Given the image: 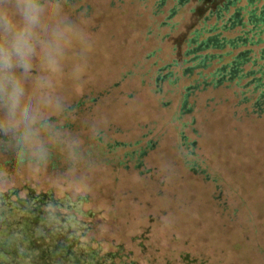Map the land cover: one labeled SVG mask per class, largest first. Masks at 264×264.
<instances>
[{
  "label": "rangeland",
  "instance_id": "374dc122",
  "mask_svg": "<svg viewBox=\"0 0 264 264\" xmlns=\"http://www.w3.org/2000/svg\"><path fill=\"white\" fill-rule=\"evenodd\" d=\"M222 3L0 0V51L38 17L0 63V264H264V97L231 73L264 33Z\"/></svg>",
  "mask_w": 264,
  "mask_h": 264
},
{
  "label": "trees",
  "instance_id": "16d2710c",
  "mask_svg": "<svg viewBox=\"0 0 264 264\" xmlns=\"http://www.w3.org/2000/svg\"><path fill=\"white\" fill-rule=\"evenodd\" d=\"M199 59H201V60H199V62H201V64H202L205 61L206 58L202 57V58H199ZM259 59H262L264 61V53L263 52H260ZM238 60L242 61V58H239V59L237 58L236 61L234 62V64L232 65V70H231V73H233L232 75H234L237 72L238 73L237 78L239 80L246 79V78L250 77L251 81L248 82V83H250L249 86H252V91H255V90L257 91L258 90L259 92H261L260 93V96H261L260 99L262 100V97H264V93H263L264 92V90H263L264 89L263 88V86H264V65H261V68L258 67L253 72L249 71L248 74H244V73L242 74L241 68L240 67L238 68V66L241 64L240 61H238ZM255 66H257V65L255 64ZM239 71H241V72L239 73ZM242 100L245 101L244 98H242ZM45 194H47L49 196V200H50V202H52V203L49 204V206L64 207L61 210L69 209L67 206H63V204H62L63 202H61V200H64V198L58 199V197L53 196V194L51 192H48V193L45 192ZM13 196H15V194H13ZM78 198L79 199H77L76 201L72 202V204L73 203L74 204L77 203V205H79L80 209L82 210L83 205H85L88 202V199H87L86 196H82V197H78ZM77 205H75L76 209L73 208L74 211H78ZM90 217L91 216H90V213H89L88 218H90ZM85 232H86V236L88 237L89 236V232H91V225L89 223L87 225V228H85ZM31 243H33L32 240H31ZM34 244H36V242H34ZM95 257H97V256L95 255ZM109 259L110 260H106L105 261V258H102L100 262L99 261L97 262L93 257H91L90 260H87L84 264H116V262L114 260L111 261V258H109ZM188 262H189L188 264H204V263L200 262L197 258H192V259L188 258ZM62 264H70V263H67V262L64 263L63 262ZM75 264H80V263H75ZM128 264H135V262H133L132 260H129Z\"/></svg>",
  "mask_w": 264,
  "mask_h": 264
},
{
  "label": "clouds",
  "instance_id": "9594fccd",
  "mask_svg": "<svg viewBox=\"0 0 264 264\" xmlns=\"http://www.w3.org/2000/svg\"><path fill=\"white\" fill-rule=\"evenodd\" d=\"M26 26L18 31H14L12 51H0V63L11 66L13 57L20 62L31 52V28L37 22L36 10L31 6H26L22 11ZM10 91L7 94V100L11 107H14L18 99V88L14 82L9 81Z\"/></svg>",
  "mask_w": 264,
  "mask_h": 264
},
{
  "label": "crops",
  "instance_id": "0c3cea01",
  "mask_svg": "<svg viewBox=\"0 0 264 264\" xmlns=\"http://www.w3.org/2000/svg\"><path fill=\"white\" fill-rule=\"evenodd\" d=\"M223 3L221 6H218V10H216L217 12L219 11H223L224 15L226 16L227 14V19H228V23L230 24V28H234L236 26H241V20L243 18V14L245 13V17L247 18V23L249 25H251L250 30L243 32L244 36L245 35H256L259 34L260 32L263 34L264 33V3L262 4L263 6L261 10V12L259 13V15L256 13L257 10H260L258 8H261L260 6H258V0H244L245 1V5L244 6H238L240 0H222ZM260 1V0H259ZM237 12V19H235V15L234 13ZM249 16L252 18L249 19ZM217 17H219V15L217 14ZM220 18V17H219ZM261 22V23H257L256 25V21ZM260 26H262V29L260 30V32H257L256 30L260 28ZM225 25H223L224 29ZM212 31V29L210 30ZM216 37V38H215ZM241 39L240 36H237V38H233L232 40H230L229 44L233 45L235 42H238ZM213 40H216V42H214L215 44H217V42L219 41L217 35L213 37ZM243 41V43H245V39H241ZM222 44V43H221ZM245 53L244 54H239L237 56V58H242V60L245 57Z\"/></svg>",
  "mask_w": 264,
  "mask_h": 264
},
{
  "label": "flooded vegetation",
  "instance_id": "af4514ba",
  "mask_svg": "<svg viewBox=\"0 0 264 264\" xmlns=\"http://www.w3.org/2000/svg\"><path fill=\"white\" fill-rule=\"evenodd\" d=\"M234 15H235V19H237V16H238L237 12H235ZM251 18H252V16L251 17L249 16V19H251Z\"/></svg>",
  "mask_w": 264,
  "mask_h": 264
}]
</instances>
